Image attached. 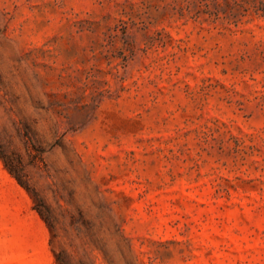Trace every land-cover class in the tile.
Listing matches in <instances>:
<instances>
[{
  "label": "rangeland",
  "instance_id": "1",
  "mask_svg": "<svg viewBox=\"0 0 264 264\" xmlns=\"http://www.w3.org/2000/svg\"><path fill=\"white\" fill-rule=\"evenodd\" d=\"M0 264H264V0H0Z\"/></svg>",
  "mask_w": 264,
  "mask_h": 264
},
{
  "label": "trees",
  "instance_id": "2",
  "mask_svg": "<svg viewBox=\"0 0 264 264\" xmlns=\"http://www.w3.org/2000/svg\"><path fill=\"white\" fill-rule=\"evenodd\" d=\"M0 158H2L3 160H4V162H5V165H6V167L17 177V179L22 183V184H24V182H23V180H22V178L19 176V174H17L16 172H15V170L12 168V166L9 164V162L7 161V160H5V157H4V155L0 152Z\"/></svg>",
  "mask_w": 264,
  "mask_h": 264
}]
</instances>
